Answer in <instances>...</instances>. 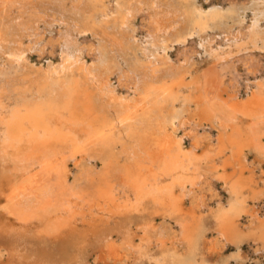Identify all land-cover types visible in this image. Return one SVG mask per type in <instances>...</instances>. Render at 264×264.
<instances>
[{
    "label": "bare ground",
    "instance_id": "obj_1",
    "mask_svg": "<svg viewBox=\"0 0 264 264\" xmlns=\"http://www.w3.org/2000/svg\"><path fill=\"white\" fill-rule=\"evenodd\" d=\"M17 1L32 3L37 21L28 30L21 25V37L0 25V233L8 242L22 240L13 253L23 260L30 252L24 238L51 239L64 230L72 247L59 251L60 259L76 263L79 249L102 230L114 252L116 228L124 243L133 242L135 231L127 227L137 222L136 230L144 232L137 249L154 256L144 245L156 229L154 216L163 213L183 217L177 222L184 243L180 251L161 246L156 264H205L196 258L204 230L185 197L207 176L228 190L226 204L214 211L218 236L227 238L233 253L245 245L264 253V216L251 212L248 202L249 194L264 196V180L248 173L245 153L264 160V143L252 122L242 125L234 114L250 111L228 105V129L216 117L222 109L213 95L177 76L198 51L190 44L198 41L224 59L222 69L235 59L245 70L241 85V77L229 85L233 98L241 86L245 100L262 96L264 74L253 77L263 67L255 54L264 56V0L207 8L196 0ZM52 21L62 26L54 30ZM172 45L178 51L170 61ZM211 128L218 132L216 147L200 155L186 148L185 136L197 146ZM77 156L94 159L87 161L94 167L85 170L81 185L69 177V162ZM229 166L232 172H224ZM133 212L142 215L134 221Z\"/></svg>",
    "mask_w": 264,
    "mask_h": 264
},
{
    "label": "rangeland",
    "instance_id": "obj_2",
    "mask_svg": "<svg viewBox=\"0 0 264 264\" xmlns=\"http://www.w3.org/2000/svg\"><path fill=\"white\" fill-rule=\"evenodd\" d=\"M9 1H12V3H13L15 0H4V1L0 0V25L2 24L3 26L8 27L10 29L12 35L16 34L18 37H21L22 31H20V29H19L21 25L24 28V30H28V26L31 27L34 25V22L36 23V21H37V15L35 14L36 9L33 7L34 5L32 3H27L26 1L14 2L13 4H15L16 7L14 5H12L11 2H9ZM196 1H197V3L202 4L206 8L211 6L210 4L212 2H213L212 5H214V3H215L217 5L227 6L226 4H228V2L226 0H214V1L213 0H208V1L196 0ZM3 3H5V4H3ZM19 3L21 4L20 5L21 7L19 6ZM27 8H28V10H27ZM19 19H21V20H19ZM38 24L40 26V27H38V30H40L39 32L43 33L44 32L43 31L44 30L43 29L44 23L38 22ZM51 24L53 25L54 30H56V29L58 30L62 26L61 24H59L58 22H55V21H52ZM134 25L136 27H139L141 24H139V22H135ZM39 32H38V34H39ZM12 35H10V36H12ZM140 35H141L140 38H142L143 35L142 34H140ZM54 37H56V36H54ZM48 38H50V36H48V37L46 36L44 41H50V40H48ZM24 42L27 43L26 39H24L23 44H24ZM193 43H194V45H193ZM190 45H191V47L192 46L198 47V51L193 54V58L190 60V62H188L186 64V66L178 69V73H177L178 75L177 76L182 77L180 79L184 80L183 83L197 85V87L200 88L201 91L203 90L202 92H204L206 94L209 93L208 95H210V96L213 95L214 100L220 103V106L222 109L221 111L215 112L217 119H219L220 122H222V123L226 122L225 124H227L226 117L229 114V110H228L229 106H234V105L236 106L237 105L238 108H240L241 110L246 109V111H250V112H247V113H249L250 117L245 111H244L245 112L244 114L245 115L247 114L246 116L244 114H241L240 112H235L234 114L236 116V121L239 120V122L242 125H243V123L247 122L248 120L250 122H252V124H254L256 127L255 129H256L257 133H259V135L262 137V141H263L262 143H264V138H263L264 137V116L259 117V118L257 117L258 111H260V114H264V108H263V106H264V94L262 96L256 97L258 100L255 97L250 96L249 97L250 99L248 98V100H249V102H248V100H245L246 94L243 90V86H241L240 87L241 91L238 92L237 98H233L232 96H233L234 91H233V89H231V86H229V85H231L230 83H232L233 80H235L239 77H241V78L239 79L238 85H241L242 80H243L242 78L245 74L244 73L245 70L238 64V61L237 60L235 61V59H234L233 62L231 64H229L230 66H228V69L225 68V70H224V68L222 69V67H223L222 61L224 59L219 57V56H216L214 58V56H211V54L209 55V51H207L204 44H202V43L200 44V43H198V41H194ZM172 46L173 47L170 50V54H171L170 61H171V59H174L176 57V53L178 51V47L176 45H172ZM82 48L85 49L86 45H85V47H82ZM47 51H49V49H47ZM255 59H256L255 61L257 62L256 64L261 62L263 67L261 68L262 69L261 72L259 71V73L256 74L255 77H253V75H251V74L248 75V78L250 80L249 82L254 81L255 78H259L260 76H262L264 74V70H263L264 69V65H263L264 64V56H260V55L255 54ZM32 61L33 62L35 61V64L37 63V61L35 60V56H33ZM45 63H47V61H45ZM232 65H233V67H232ZM234 65L236 67H234ZM233 68L236 69L237 71H236V74L231 75L230 74L231 72L234 73ZM229 70H231V71H229ZM184 71H185V73H184ZM237 73L239 74V76L237 75ZM231 78H233V79H231ZM113 80H115V79H113ZM203 82H204V84H202ZM209 89H210V91H209ZM214 89H216V90H214ZM214 93H216V94H214ZM243 97H244V99H243ZM242 99H243V101H242ZM254 99H255L254 102L256 104H253L254 102L252 100H254ZM244 101L248 104L247 107L243 106ZM260 103L263 105H261ZM230 104H232V105H230ZM251 107H253V108H251ZM257 109H258V111H257ZM261 112H263V113H261ZM218 113L219 114L221 113V114L219 115ZM222 114L224 115V117L222 116ZM261 118H263V119H261ZM227 127L229 129L230 126L227 124ZM202 131L203 130H200V132H202ZM207 133H208L207 137L202 138L201 143L197 146L195 145L196 147L192 146L191 143H189V142H192L193 136L192 135L185 136L184 139H185L186 148L187 149H191V148L195 149L196 155H200V154H203L205 152L207 153L209 151V149H211V148H209L210 145H214V147H216L217 146L216 145L217 144L216 137H217V133H218L217 130L215 128H211L209 130V132H207ZM214 149H213V151H214ZM245 153L247 154L246 155V158H247L246 164H247V166H248L247 168L249 170L248 173L257 177L258 181L261 182L262 180H264V160L262 159V156L259 154L257 156L253 152H249L247 149H246ZM76 158H78V159H75V160H72V162L71 161L69 162V169H70L69 172H71V173H69V177H70V181L72 183L75 182V183L81 185L82 184L81 182L84 183V182H86V179H87V177L85 176V174H86L85 170L88 169L89 167L93 166V165H90L87 161L91 160V162H94V161H92L94 159H90L88 156H84V159H82L81 157L79 158L78 156ZM261 161H262V163H260ZM215 162H218V160L215 159ZM75 163H76V165H75ZM99 167H100V165L98 167L96 166L95 170H96V168L99 169ZM224 172L231 173L232 172L231 167L230 166L227 167ZM260 172H263V174L262 173L258 174ZM256 173H257V175H256ZM189 188L190 187L187 186V189H189ZM187 191L188 192L192 191V193L188 194V195L186 194L187 195L185 197L186 198L185 199L186 200V206L187 207L190 206L188 208L194 209V212L196 213V214L194 213V215L196 216V219H199L198 221L201 222L202 227H203L202 230H204L203 237H202V240L200 242V253H196L197 254L196 258L198 259V260L196 259L197 263H199L201 260H203L205 264H243V263L244 264H255L256 261H260V264H264V253L258 252L257 250H255L256 246L253 247L250 245H245L243 247V249L239 251V253H233L232 251H234V250L230 246V242L227 240V238L226 237L222 238V237L218 236L216 220L214 218V211H215L218 203H222L225 205L227 202V197H228V190L225 188V184L223 182H220L213 177L207 176L206 178H204V181H202L201 184H199L197 186H193L192 190L189 189ZM253 195L255 196V194H253ZM248 202L250 203L249 206L252 207V209L250 208L251 212H253V211L257 212L256 214H258L259 217L264 216V196L254 198L252 196V194H249ZM160 213H161V211H160ZM141 215H142V213L133 212L132 220H134V221H136V219L138 220V218H140ZM197 216H198V218H197ZM179 217L183 218L180 215L178 216L176 214H172L169 216V215H164L163 213L161 215H159L157 213L154 216V219H155L157 224H155L156 229L154 228V232H153V230H151L150 235L152 237H151L150 242L147 241L146 242L147 245L146 244L144 245L145 247H147V251H152L154 256H155L159 253V249L161 246H166V247L172 246V249L173 248L179 249V251H180V249L181 250L183 249L182 245L184 243V240L182 241L183 237H182V234L180 232L181 231L180 230L181 224L179 225L177 222V219H179ZM180 223H181V221H180ZM244 225L245 224L242 225V228L244 227ZM137 226H139L138 223L133 222L130 225V227H127V229H129V231L132 232L133 234L135 231V236H134L133 242L129 241L127 244L124 242L128 241V240L125 238V236L123 237V234L120 233L121 231L117 230V228L115 227L116 231L119 232V234L113 233V234H111V236L113 235V241H116V243L113 242V246H116V247L118 246L117 247L118 250L115 251L116 253L111 250V248H112L111 245H110V248H108L109 246L108 247L106 246L107 240L104 239V237H106L105 235H107L108 231L102 230L99 237H97L95 239H93V237L90 238L89 240H87L85 242L84 248L79 249V252H78L79 256L77 258L78 261H76V263L75 262L71 263L70 261L63 262V260L60 259V255L62 253H59V251H61L64 247H66L65 249H71V247H72L71 242L69 240V237L64 230L60 231V235H57V237H53L51 239L47 236H45V238H44V236H42V238H39L38 236H36V238H35V236H34L33 238L30 237L31 240L26 242L27 238H24V241H25L26 246H27V250H29L30 252L25 253V257L23 256V260H21L22 255L20 253H18V255H19L18 256L17 253H13V251H12L13 248L19 249L21 246L22 240L19 239V236H14L16 238V241L10 240L8 242V241H5V237H3L0 233V264H63V263H65V264H70V263L71 264H156L155 260L153 259L154 256H150V255H148V253H142V250L137 249L139 242H140L139 238H137V237L144 234L143 231L136 230ZM125 230L126 229L124 228L122 230V232H124ZM62 232H64V233H62ZM103 233L105 235L102 236ZM136 233H137V235H136ZM153 234L155 236H153ZM101 237H103L102 240H101ZM154 237H155V239H154ZM38 239L41 242L38 241ZM13 242L15 244L14 246H13ZM37 243L38 244L39 243L45 244V245H43L44 248H42V249L46 253H41L42 249L37 248ZM208 243H210L211 245ZM148 244H149V248H148ZM11 247H13L12 250H11ZM120 247L123 251L120 249ZM141 247H143V246H141ZM253 250H255V251H253ZM259 253H261V254H259ZM44 254H46L47 256L46 255L44 256ZM48 256H49V258H48ZM236 257L244 260V262L243 263L237 262L235 259ZM234 260H235V262H234ZM61 261H62V263H61Z\"/></svg>",
    "mask_w": 264,
    "mask_h": 264
}]
</instances>
